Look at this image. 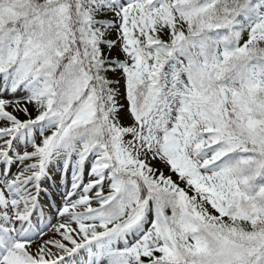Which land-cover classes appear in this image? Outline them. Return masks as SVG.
<instances>
[{
  "label": "snow or ice",
  "instance_id": "6c2138e0",
  "mask_svg": "<svg viewBox=\"0 0 264 264\" xmlns=\"http://www.w3.org/2000/svg\"><path fill=\"white\" fill-rule=\"evenodd\" d=\"M0 264H264V0H0Z\"/></svg>",
  "mask_w": 264,
  "mask_h": 264
}]
</instances>
